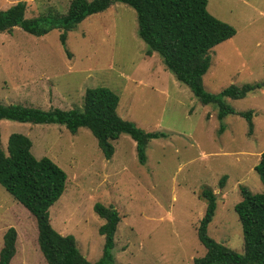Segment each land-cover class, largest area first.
Instances as JSON below:
<instances>
[{"label":"rangeland","instance_id":"obj_1","mask_svg":"<svg viewBox=\"0 0 264 264\" xmlns=\"http://www.w3.org/2000/svg\"><path fill=\"white\" fill-rule=\"evenodd\" d=\"M17 1L0 0V9ZM69 3L26 0L25 17L64 13ZM207 10L236 33L211 49L204 89L218 93L230 84L259 82L243 98L224 97L237 111L253 110L251 133L240 115L219 120L217 107L202 104L158 53L146 55L136 12L125 3L116 1L67 32L69 56L58 28L42 36L17 26L0 33L1 104L82 109L86 88L105 86L118 95L116 110L123 119L166 134L147 143L146 161L140 164L135 141L125 133L113 140L114 153L107 160L86 127L71 133L57 123L0 120L4 151L8 136L22 133L36 158L46 156L65 171V189L49 207L50 223L72 235L92 263L104 242L98 232L104 220L93 210L100 202L113 205L121 217L114 236L117 264H190L205 252L196 234L206 207L204 188L216 195L208 234L243 252L234 205L241 186L253 193L264 190L254 168L264 150V0H207ZM220 124L225 126L221 133ZM9 227L17 232L10 264H46L34 216L0 184V249Z\"/></svg>","mask_w":264,"mask_h":264},{"label":"trees","instance_id":"obj_2","mask_svg":"<svg viewBox=\"0 0 264 264\" xmlns=\"http://www.w3.org/2000/svg\"><path fill=\"white\" fill-rule=\"evenodd\" d=\"M131 6L136 12L137 34L146 44V55L158 53L162 62L179 81L187 85L202 104L217 107V118L227 115L244 117L248 133L253 130V110L237 111L224 97L240 99L260 86L259 82L230 84L218 93L204 89L203 75L211 63V49L233 37L235 28L207 10V0H70L64 13H47L25 17L26 0H19L0 9V33L20 27L25 32L42 36L60 29L59 41L66 49L67 32L76 28L88 16L107 9L114 2ZM118 95L105 86L88 87L83 107L41 109L21 104H1L0 120L9 119L31 123H57L71 133L86 127L96 138L103 156L108 160L114 153L113 140L128 134L135 141L137 159L146 161V146L151 139L166 137L162 131H145L133 121L117 113ZM225 126L220 124V133ZM31 140L22 133H11L6 151L0 140V184L35 218L36 242L46 264H117L113 254L115 232L121 219L118 210L95 202L93 210L104 220L98 232L103 236L102 254L95 262L87 260L78 250L72 235L57 232L50 223L49 207L65 189L67 175L50 158H36L31 152ZM255 171L264 185V150L260 153ZM226 176L220 178L222 187ZM241 199L234 211L241 224L243 252L239 253L208 234V225L216 209V195L210 188L202 190L206 201L204 214L196 227L199 242L205 249L190 264H264V190L253 193L241 186ZM17 232L9 227L3 235L0 264H10L16 252Z\"/></svg>","mask_w":264,"mask_h":264},{"label":"crops","instance_id":"obj_3","mask_svg":"<svg viewBox=\"0 0 264 264\" xmlns=\"http://www.w3.org/2000/svg\"><path fill=\"white\" fill-rule=\"evenodd\" d=\"M24 82H27V81H24ZM27 83H29V82H27ZM20 86V85H19Z\"/></svg>","mask_w":264,"mask_h":264},{"label":"clouds","instance_id":"obj_4","mask_svg":"<svg viewBox=\"0 0 264 264\" xmlns=\"http://www.w3.org/2000/svg\"><path fill=\"white\" fill-rule=\"evenodd\" d=\"M109 160V159H108Z\"/></svg>","mask_w":264,"mask_h":264}]
</instances>
